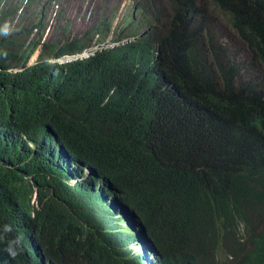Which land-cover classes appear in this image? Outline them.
I'll return each instance as SVG.
<instances>
[{"label": "trees", "instance_id": "obj_1", "mask_svg": "<svg viewBox=\"0 0 264 264\" xmlns=\"http://www.w3.org/2000/svg\"><path fill=\"white\" fill-rule=\"evenodd\" d=\"M165 1L173 14L160 32L62 63L48 58L76 52L81 40L41 43L30 35L44 29L34 20L41 17L35 0L2 2L0 21L17 17L25 29L0 38V264H29L18 249L22 219L31 213L61 224L45 239V253H68L63 242L78 240L80 214L97 209L94 221L107 224L105 191L133 198L168 261V244L191 245L212 261L228 241L242 248L259 239L254 228L234 222L251 213L249 202L264 203V91L232 86L238 68L219 58L202 3L192 10L194 34L183 28L194 0ZM259 16L264 21V10ZM236 22L251 28L243 41L264 62V22ZM198 44L217 51L219 69L232 70L222 84L213 63L199 58ZM132 61L136 71L125 73L121 63ZM85 166L102 180L98 190L84 180L66 182ZM81 244L75 264H115L110 250L89 239ZM235 264L253 261L236 254Z\"/></svg>", "mask_w": 264, "mask_h": 264}, {"label": "clouds", "instance_id": "obj_2", "mask_svg": "<svg viewBox=\"0 0 264 264\" xmlns=\"http://www.w3.org/2000/svg\"><path fill=\"white\" fill-rule=\"evenodd\" d=\"M63 1L65 0H35V9L40 12L41 17L38 19L34 18V20L41 21V25L45 29L46 23L44 21H46L50 10L56 11L54 5L62 4ZM198 3H202V7L200 8L202 14H204V21H207L206 26L209 30L210 37L217 45L218 50L217 52L214 48L208 46V44H198V54L203 62L213 63L214 67L218 70L213 76L215 81L222 84L223 75L232 70L227 66L222 69L218 68L219 60L213 56L212 49L219 53V58L231 60L236 64L238 75L235 76V82L230 79L235 89L245 90L246 93L251 89L264 91V62L256 60L254 58V50H251L253 47L247 46L243 41L244 34L248 33L251 28L245 23L236 22L248 21L257 24L259 21L264 22L261 21L263 16H259L264 10V0H194L189 5V9L185 11L186 18L183 19V28H187L189 31L194 32V34L196 29L192 21L195 16L192 14V10ZM133 5L134 11L129 14L128 20L130 23L126 26L127 31L119 33L116 37H112L111 41L114 42L113 44L104 46L102 43L105 40L109 27L108 22L99 21L93 24L87 23L86 27L74 35L79 36L67 38L66 35L65 40H62V42H51L65 44L74 40H81V44L84 45L82 48L58 58H48V60L58 63L76 59L86 60L102 49L125 45L135 41L145 32L153 33L155 30L160 32L163 22L167 21L173 14L172 6L167 4L165 0H133ZM4 8H6V5L0 0V9ZM214 13L222 17L226 21L227 26H230L232 31L236 33L237 38L244 47V51L237 50L214 28L211 24V17ZM135 15L138 18V22L135 21ZM2 22L0 21V31ZM21 22L24 24L23 21ZM23 29H25V24ZM44 29L38 33L40 29L33 28L30 35L35 36L36 39H40L41 43L47 42L43 36ZM88 30L90 32L87 34ZM85 35L89 37V40L97 36L94 44H90L89 40H83L82 37ZM218 47L223 48L225 57L220 56ZM38 52L39 49L32 55L38 54ZM244 52L251 55L250 61L242 58ZM155 53L158 55L159 52L157 49H155ZM138 65L139 62L133 61L121 63V67L125 73L135 72ZM238 85L241 86L239 87ZM259 118L264 119V116L259 114ZM258 122L260 121L258 120ZM261 125H259V129H261ZM261 131H264V128ZM52 148L55 152L61 151V148L55 146V144H52ZM79 173L80 176L71 174V177L66 179V182L74 183L75 181L84 180L98 190L102 180L91 178L92 172L89 167H83ZM72 180L75 181L71 182ZM102 199H104L107 205V208L105 207L108 212L106 221L109 226L106 222L94 221L95 216L98 215L97 209L88 210V212L80 214L75 223L74 230L79 238L76 241L63 242L68 253L62 254L59 257L50 258L43 250V246L46 238L60 230V222L50 214L35 215L31 213L29 217L23 218L21 229L23 238L20 240L19 253L25 257V260L29 264H75L73 262L74 259L77 258L78 261L84 250L81 242L89 239L93 244L101 245L110 250L112 252L110 258L115 264H235L236 254L250 257L253 264H264V203H259L255 206L249 202L248 207L251 213H246L245 217L242 218L237 217L234 222L235 225L243 229L254 228L259 235L258 240L250 242L248 239L242 248L237 244L233 246L234 241H228L226 247L219 246L215 257L211 255L212 261L203 257L191 245H187L184 248L180 246L174 249L168 244L169 257L171 258V261H168L165 250L161 247L162 244L149 231V226L139 212L132 197L125 193L117 196L110 191H105L102 194ZM104 202L101 204L102 207H104ZM161 240L165 243L163 237H161ZM57 252L58 250L56 248L49 250L52 256H55Z\"/></svg>", "mask_w": 264, "mask_h": 264}, {"label": "rangeland", "instance_id": "obj_3", "mask_svg": "<svg viewBox=\"0 0 264 264\" xmlns=\"http://www.w3.org/2000/svg\"><path fill=\"white\" fill-rule=\"evenodd\" d=\"M1 2H6V0H1ZM54 8L56 11L50 10L46 21H44L46 23V28L43 31L45 41L62 42L66 37L79 36L74 35L86 27L87 23L93 24L105 21L108 22L109 27L105 40L102 42L104 46L113 44L112 37L127 31L126 26L130 23L128 20L129 14L134 11L133 0H65L62 4L54 5ZM134 17L135 21L138 22L137 16ZM211 19V24L224 39L229 41L237 50L244 51V47L237 38L236 33L232 31L230 26H227L222 17L214 13ZM23 27L24 24L17 17L10 21H3L0 36H7L12 33V38H15L16 34L14 32ZM96 39L97 36L89 40L90 44H94ZM35 56H37V53ZM35 56H32L28 63L34 62ZM242 58L250 61L251 55L244 52Z\"/></svg>", "mask_w": 264, "mask_h": 264}]
</instances>
